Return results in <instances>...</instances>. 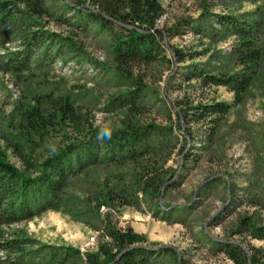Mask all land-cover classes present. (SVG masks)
<instances>
[{
  "label": "rangeland",
  "instance_id": "rangeland-1",
  "mask_svg": "<svg viewBox=\"0 0 264 264\" xmlns=\"http://www.w3.org/2000/svg\"><path fill=\"white\" fill-rule=\"evenodd\" d=\"M33 2L0 0V133H6L21 106L50 93L69 97L108 133L120 128L122 119L111 104L140 84L147 107L142 123L174 129L167 168L176 176L159 205L140 197L132 206L110 204L99 216L86 215L82 211L89 209L80 204L86 192L90 203L101 184L116 185L105 169L96 168L72 183L70 208L3 228L5 239L17 241L22 252H0V259L6 264H84L77 252L95 254L111 244L102 232L108 217L117 229H132L145 238L142 247L153 254L150 262L233 264L224 251L235 245L247 253L248 264H264V237L254 236L255 227L264 229V0H160L163 16L157 29L164 33L165 50L179 51L185 60L139 66L130 79L115 70L114 35L78 12L77 1L41 0L45 14L40 16L32 13ZM82 2L98 10L90 0ZM232 17L242 26L258 25L261 59L256 66L239 64L240 41L219 24ZM201 75L241 81L248 75L250 85L238 100L229 88L205 85ZM220 103L231 107L226 116L195 118L199 107ZM181 148L185 153L179 157ZM0 150L22 168L3 143ZM166 246L177 257L164 252ZM65 254L70 256L66 261Z\"/></svg>",
  "mask_w": 264,
  "mask_h": 264
},
{
  "label": "trees",
  "instance_id": "trees-1",
  "mask_svg": "<svg viewBox=\"0 0 264 264\" xmlns=\"http://www.w3.org/2000/svg\"><path fill=\"white\" fill-rule=\"evenodd\" d=\"M75 1L78 12L114 35L112 56L115 70L121 78H133L139 66L162 62L174 66L175 62H184L185 57L179 51L165 50L164 33L157 29V23L163 16L160 0H90L97 11L85 6L82 0ZM29 5L34 15L45 14L41 0H34ZM96 12L126 27H118ZM219 24L239 39L240 46L235 52L239 64L256 66L261 59V48L255 36L258 25L242 26L233 17L219 21ZM115 28L119 33L114 32ZM200 77L205 85L229 88L238 100L250 85L248 75L242 81L234 76ZM137 86L138 89L129 93L128 97L111 104L120 111L122 119L120 128L108 133L95 127L91 115L67 96H55L53 93L34 96L17 110L6 133H0V144L3 143L22 166L17 168L11 164L7 152L0 150V252H22L16 246L17 241L5 239L3 228L30 221L48 211L70 208L68 190L72 183L86 178L99 167L106 170L116 185L110 187V182L101 184L90 203L87 201L90 194L86 192L87 203L83 201L80 204L89 211H82L83 214L98 215L110 204L132 206L134 199L141 202L140 197L151 206L159 205L162 188L176 176V170L167 168L171 158L168 150L176 137L174 129L166 131L158 125L142 123L147 107L141 98L144 85ZM199 109L201 113L195 118L201 121L217 115L224 117L231 107L220 103ZM176 115L182 122L181 115L177 112ZM182 136L187 142V136ZM184 153L185 148H181L178 156ZM187 158L186 155L185 162ZM102 223L105 225L102 232L111 244L101 246L95 254L81 256L77 252L84 264H113L123 251L146 243L145 238L132 229H117L108 217ZM254 230L255 237H264V229L255 227ZM163 251L177 257L173 249ZM224 253L233 264H248L247 253L238 246L226 245ZM149 255L153 254L148 250H134L117 264H157L156 261L150 262ZM63 257L65 261L70 258L67 254ZM0 264L6 262L0 259Z\"/></svg>",
  "mask_w": 264,
  "mask_h": 264
},
{
  "label": "water",
  "instance_id": "water-1",
  "mask_svg": "<svg viewBox=\"0 0 264 264\" xmlns=\"http://www.w3.org/2000/svg\"><path fill=\"white\" fill-rule=\"evenodd\" d=\"M97 14H102V13H100V12H96ZM103 15V17L107 20V21H110V22H112V23H114L116 26H118V27H121V28H125L126 26L125 25H123V24H121V23H119V22H117V21H114V20H112L111 18H109L108 16H106V15H104V14H102ZM128 29H132V28H128ZM181 163H182V160H181ZM170 186V184H167V185H165V187L162 189V193H164L165 192V190H166V188H168ZM163 248H169L168 246H166V247H163ZM134 250H148L147 248H145V247H142V246H136V247H131V248H129V249H127V250H125V251H123L118 257H117V260L115 261V263H113V264H117L126 254H128L129 252H131V251H134Z\"/></svg>",
  "mask_w": 264,
  "mask_h": 264
}]
</instances>
